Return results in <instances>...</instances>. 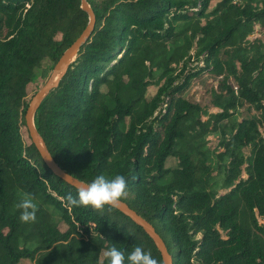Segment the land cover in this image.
Here are the masks:
<instances>
[{
  "label": "trees",
  "instance_id": "1",
  "mask_svg": "<svg viewBox=\"0 0 264 264\" xmlns=\"http://www.w3.org/2000/svg\"><path fill=\"white\" fill-rule=\"evenodd\" d=\"M86 2L94 30L34 116L54 162L85 184L125 176L122 202L172 264H264V34L247 39L264 29V0ZM87 24L81 0H0V264H101L113 245L163 264L117 209L67 206L78 190L47 168L25 126L31 91ZM25 193L34 223L15 207Z\"/></svg>",
  "mask_w": 264,
  "mask_h": 264
},
{
  "label": "water",
  "instance_id": "2",
  "mask_svg": "<svg viewBox=\"0 0 264 264\" xmlns=\"http://www.w3.org/2000/svg\"><path fill=\"white\" fill-rule=\"evenodd\" d=\"M81 9L86 12L88 16V24L86 28L83 30L80 36L63 52L57 63L54 65L44 85L31 97L24 115L25 126L27 128L31 142L38 151L44 164L55 176L64 180L66 183L73 186L77 190L86 184L65 173L54 162L49 152L47 151L42 139L40 138L35 129L34 116L38 107L43 102L45 97L58 86L60 80L66 74L70 64L75 60L79 49L85 43V41L90 38V35L94 30L95 16L86 0H81ZM115 209L128 216L134 223L139 225L148 234V236L151 238L154 245L156 246L157 250L159 251L163 264H172L171 257L167 252L165 244L155 232L152 225H150L143 218L137 215L136 212L131 210L127 206V204L122 201L120 205Z\"/></svg>",
  "mask_w": 264,
  "mask_h": 264
},
{
  "label": "clouds",
  "instance_id": "3",
  "mask_svg": "<svg viewBox=\"0 0 264 264\" xmlns=\"http://www.w3.org/2000/svg\"><path fill=\"white\" fill-rule=\"evenodd\" d=\"M128 181L123 175H115L107 178L98 175L90 183L80 187L74 197L69 194L66 204L69 207H85L94 211L103 212L120 205L123 198L128 195ZM20 211L19 219L22 223H34L38 205L30 194L25 193L21 200L15 205ZM158 264L150 252H146L140 246H136L130 254L119 250L114 245L103 252L101 264Z\"/></svg>",
  "mask_w": 264,
  "mask_h": 264
},
{
  "label": "rangeland",
  "instance_id": "4",
  "mask_svg": "<svg viewBox=\"0 0 264 264\" xmlns=\"http://www.w3.org/2000/svg\"><path fill=\"white\" fill-rule=\"evenodd\" d=\"M263 34H264V29H262V27H260V26H255L253 34L248 36L247 39L250 42H252V41L258 40ZM193 53H194V51L192 50L191 54H193ZM192 65L197 66V67H202L203 63L201 61H194V62H192ZM203 81H204V83L205 82L211 83L213 81V78L211 76H206L205 78H203V80L201 82L200 81L194 82L192 84L190 93L192 94V93L196 92L197 90L202 91L203 90V84H202ZM214 84L216 85V83H214ZM37 91L38 90H32L30 96H33ZM196 98L197 99L199 98L198 95L196 96ZM209 112L210 113H217V112H219V110L212 108V109H210ZM202 119L205 120V118H202ZM208 139L212 140L213 138L209 137ZM175 165H176V161L173 158L168 159V161L166 162L167 167H173ZM225 193H226V191L224 189L219 190V195H224ZM258 222H259V224L264 226V219H258ZM198 238H200V235H198ZM20 264H33V263L29 260H22L20 262Z\"/></svg>",
  "mask_w": 264,
  "mask_h": 264
}]
</instances>
